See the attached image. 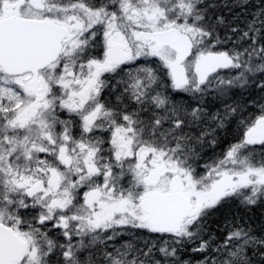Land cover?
Returning a JSON list of instances; mask_svg holds the SVG:
<instances>
[{"label":"snow or ice","instance_id":"1","mask_svg":"<svg viewBox=\"0 0 264 264\" xmlns=\"http://www.w3.org/2000/svg\"><path fill=\"white\" fill-rule=\"evenodd\" d=\"M253 86L264 0H0V264H264Z\"/></svg>","mask_w":264,"mask_h":264},{"label":"trees","instance_id":"2","mask_svg":"<svg viewBox=\"0 0 264 264\" xmlns=\"http://www.w3.org/2000/svg\"><path fill=\"white\" fill-rule=\"evenodd\" d=\"M240 11H241L240 9H234L233 13H228V11L225 9L223 10V15H225L228 21H232L235 13L240 12ZM242 20H243V17L241 18V20H237L235 23L243 26ZM223 34H224V30L221 29V35ZM224 47H230V45H225ZM261 95L262 93H260V91L256 89V87H252L249 89L248 93L245 94V99L260 100V102L263 103L264 100L260 99ZM250 111H256V109L250 108ZM220 135L222 138L227 137V139L224 142H222L218 147H216L214 150L211 147H209L205 152V159L212 157L214 152L216 154L221 153L224 149L227 148L229 143H234L236 139H238V137L235 135L234 125H229L228 131L226 133L221 132ZM230 208H231L232 215H239L241 217L248 218L249 223H251L254 227H257V229H258L259 224L264 222V207H255L251 211L245 212L243 209L239 208L236 203H233L230 206ZM225 211H227V209ZM257 234H259V230L257 231Z\"/></svg>","mask_w":264,"mask_h":264},{"label":"flooded vegetation","instance_id":"3","mask_svg":"<svg viewBox=\"0 0 264 264\" xmlns=\"http://www.w3.org/2000/svg\"><path fill=\"white\" fill-rule=\"evenodd\" d=\"M104 97H107L108 95H109V93H108V91L107 90H105V92L102 94ZM201 171H202V169H201Z\"/></svg>","mask_w":264,"mask_h":264},{"label":"rangeland","instance_id":"4","mask_svg":"<svg viewBox=\"0 0 264 264\" xmlns=\"http://www.w3.org/2000/svg\"><path fill=\"white\" fill-rule=\"evenodd\" d=\"M253 87H255V86H253ZM179 95V94H178ZM264 103V102H263ZM257 111V110H256Z\"/></svg>","mask_w":264,"mask_h":264}]
</instances>
